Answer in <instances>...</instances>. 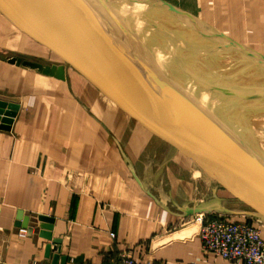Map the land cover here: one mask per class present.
<instances>
[{"label": "crops", "instance_id": "0c3cea01", "mask_svg": "<svg viewBox=\"0 0 264 264\" xmlns=\"http://www.w3.org/2000/svg\"><path fill=\"white\" fill-rule=\"evenodd\" d=\"M156 1L180 9L201 34L214 36L213 27L264 56V0ZM13 55L61 67L63 76L11 64ZM0 100L19 107L11 130L0 128V264H113L123 252L141 264H244L202 249V215L212 212L248 222L264 238V217L220 210L252 208L92 73L2 11Z\"/></svg>", "mask_w": 264, "mask_h": 264}, {"label": "water", "instance_id": "95a60500", "mask_svg": "<svg viewBox=\"0 0 264 264\" xmlns=\"http://www.w3.org/2000/svg\"><path fill=\"white\" fill-rule=\"evenodd\" d=\"M97 1L110 9H116L106 1ZM162 3L175 14H182L172 4ZM0 11L92 73L182 147L210 175L225 183L229 189L234 186L238 192L233 193L245 196V201L252 208L234 211L219 204L220 210L264 217V151L257 139H263L264 136L246 138L235 133L233 128L242 124L236 122L239 121L238 117L236 121L233 119L235 114L231 111L234 103L230 99L231 92L200 84L196 82L197 79L194 80L195 74L182 71L171 62L157 60L148 53V47L139 46L141 42L138 36L132 35L116 22V15L111 17L118 25L101 16L86 0H0ZM209 28L215 37L226 41L228 49H246L250 59L254 57L259 60L258 66L264 72L262 54L213 27ZM172 40L185 43H175V48H185L187 42H192L184 36ZM164 41L170 46L174 44L165 38L160 40L162 43ZM195 48L204 49L203 52L210 57L207 44H199ZM233 56L238 64L244 65L240 63L241 56ZM8 62L44 74L63 76L61 67L43 64L27 55H13L8 58ZM204 93L211 99L202 100L200 97ZM18 108L16 104L0 100L1 129L11 130ZM209 210L211 208L206 206L193 209V213ZM29 222L28 217L23 227L29 228ZM45 237L51 238V235L46 232Z\"/></svg>", "mask_w": 264, "mask_h": 264}, {"label": "rangeland", "instance_id": "374dc122", "mask_svg": "<svg viewBox=\"0 0 264 264\" xmlns=\"http://www.w3.org/2000/svg\"><path fill=\"white\" fill-rule=\"evenodd\" d=\"M86 1L96 11H98L101 16L105 17L113 23L117 22L132 35L135 34L136 36H138V39L142 44H139V46L144 47L145 45L146 48L148 47V50L150 52H153L160 56L163 61H166L168 63L171 62L174 66L180 68L182 71H188L192 74H195L196 76H194V80L197 79L196 82L199 81L200 84H203L205 86H217L218 88L216 87V89L227 90V92H231L232 96L230 99L239 105L238 108L240 110H243V112H241V116H239V114L237 115L238 119L240 121L242 118L246 119V124L249 125L253 130L255 129L254 123L250 119L249 115L247 117L246 114V101L248 102V105L249 103H251L248 109L252 110V114H254L253 117L258 120L260 126L264 127V99L259 101L258 103H255V100H253L252 98L259 100L261 97L259 98L250 95L255 91L253 87L256 84H262V86L264 85V77H262L260 71H257L254 66H251L248 63H246V66L238 64V61H236L233 55L241 57L243 55H239L235 51H232V49H228V47H226V41L213 36V33L209 31L206 32L204 28L203 29L205 33L201 34L199 31H201L200 29L202 27L196 24L193 19H186L184 16L172 14L173 12H168L167 8L164 5H161V3L156 0H103L104 2L106 1L108 5L116 7L117 10L113 8L110 9L108 6L100 4L97 0ZM111 15L117 16L116 22L113 20ZM162 31L166 32V36L168 38L171 37V39H179V37L181 38L184 36L189 37L192 42H187V46H185V48L172 47L165 41L163 43L160 42V40L165 37V35L164 37L162 36ZM145 32L147 34H145ZM180 42L174 43H178L180 45L185 44ZM199 44H207L210 47V57L205 52H202V49L195 48ZM217 55H219V57L215 58L217 57ZM218 59L219 67L218 69H216L217 67H214V63L216 60L218 61ZM250 61L254 62L253 64L257 65L258 67L259 60L257 58L253 57L252 59H250ZM226 68L229 70V74H225L221 79H218L217 73L219 71L217 70H225ZM245 72L246 74H244ZM248 73L254 75L255 77L250 79L248 77ZM244 79L246 80V83L242 81ZM254 132H256V130H254ZM257 139L260 141V145H262L261 148L264 151V138L262 139L261 137H258ZM221 183L222 182H220V184ZM222 184L225 185V183ZM229 191L231 193L238 192V190L234 186H230ZM226 193L229 194L228 191ZM233 195L236 196L235 193ZM237 197L245 201V196ZM246 199H248V197H246ZM247 204L248 203L246 202V205ZM222 205L231 210L240 211L242 210L240 209V207H242L243 204L241 205L237 203L235 208H230L234 207L232 205Z\"/></svg>", "mask_w": 264, "mask_h": 264}, {"label": "built area", "instance_id": "2783aa9c", "mask_svg": "<svg viewBox=\"0 0 264 264\" xmlns=\"http://www.w3.org/2000/svg\"><path fill=\"white\" fill-rule=\"evenodd\" d=\"M27 230L20 232L26 235ZM202 249L229 261L264 264V238L260 229L248 222H235L221 213L202 215L200 228ZM113 264H141L123 252Z\"/></svg>", "mask_w": 264, "mask_h": 264}, {"label": "bare ground", "instance_id": "6f19581e", "mask_svg": "<svg viewBox=\"0 0 264 264\" xmlns=\"http://www.w3.org/2000/svg\"><path fill=\"white\" fill-rule=\"evenodd\" d=\"M161 31V30H160ZM162 36L164 37V35H165V37L164 38H166V40H172L171 39V37L170 38H168L166 35V32L165 31H162ZM145 34H147L146 32H145ZM151 35V34H150ZM169 35H171V34H169ZM147 36H149V35H147ZM155 37V36H154ZM151 38V37H150ZM173 38V37H172ZM153 39V38H152ZM155 39V38H154ZM158 39V38H157ZM152 41V40H151ZM177 41V40H176ZM173 42V41H172ZM178 42H180V41H178ZM156 43H158V42H156ZM181 43V42H180ZM178 44V43H177ZM177 44H171L172 46H174V47H176V45ZM182 45V44H181ZM212 48V47H211ZM204 51V49L202 50V52ZM218 51V50H217ZM234 51L237 53V54H239V55H244V58H246V59H248L249 61V64L251 65V66H254V68L257 70V71H261V74H262V77H264V72H262L263 71V69L262 68H260L259 66L257 67V65H254L253 63H251V61H250V55L247 53L246 54V49H240V48H235L234 49ZM148 53L149 54H151L152 56H154V58H156L157 60H159V61H162V58H160V56H158L157 54H155V53H153V52H150V51H148ZM246 55V56H245ZM243 57V56H242ZM240 63H242V62H240ZM245 65V64H244ZM214 67H217L216 69H218V67H219V62H216L215 61V63H214ZM227 69V68H226ZM217 70V71H219L218 73H217V78H219V79H221L225 74H228V72H229V70L227 69V70ZM244 74H246V72L244 73ZM246 77V76H245ZM250 79H252V78H254L255 76L254 75H250V76H248ZM244 83H246V80L244 79V80H242ZM257 83H259V82H257ZM254 89H255V91L253 92V93H251L250 95H253V96H255V97H261L259 100L258 99H254V98H252L253 100H255V103H258L259 101H261V100H263L264 99V85L262 86V84H256L254 87H253ZM203 89H205V88H203ZM251 89V88H250ZM253 90V89H252ZM207 91V90H206ZM249 92V91H248ZM205 95V96H204ZM204 95H203V97H200L202 100H206L207 98L210 100L211 98L209 97V95H207L206 93H204ZM208 100V101H209ZM263 104H264V101H263ZM250 105H251V103H249V105H248V102L246 101V106H247V117H248V115H249V117H250V119L252 120V122L254 123V127H255V129H253L252 130V128L249 126V125H247L246 124V119H243L242 118V120L240 121H236V120H238L237 119V115L239 114V116H241L242 114H241V112H243V110H240L239 108H238V104H236V102H234V103H232V107H231V111H232V113L233 114H235V116L233 117V119L236 121V122H238V123H240V124H242L241 126H238L237 128L236 127H234L233 129H234V131H235V133L238 135V136H240V137H244V136H246V138H252V137H255V136H260V135H263L264 136V127H262V126H260V124L258 123V120H256L254 117H253V115L254 114H252V110L251 109H248L249 107H250ZM256 106V105H255ZM248 110H249V113H248ZM245 124H246V126H245ZM254 130H256V132H254Z\"/></svg>", "mask_w": 264, "mask_h": 264}]
</instances>
